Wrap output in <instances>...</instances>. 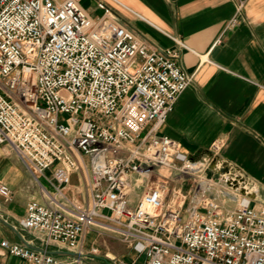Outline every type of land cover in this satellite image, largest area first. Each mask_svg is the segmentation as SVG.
<instances>
[{
  "label": "built area",
  "instance_id": "2783aa9c",
  "mask_svg": "<svg viewBox=\"0 0 264 264\" xmlns=\"http://www.w3.org/2000/svg\"><path fill=\"white\" fill-rule=\"evenodd\" d=\"M246 1L237 0L238 13ZM97 6L103 12L94 17L81 0H0V144L14 149L42 193L28 202L23 226L46 247L61 241L85 256L100 252L83 240L93 229L144 252L143 264H264V202L241 193L238 174L158 133L193 82L179 52L152 46L107 2ZM75 172L87 182L84 201L69 194ZM11 193L0 179V195ZM2 241L35 264H62Z\"/></svg>",
  "mask_w": 264,
  "mask_h": 264
},
{
  "label": "crops",
  "instance_id": "0c3cea01",
  "mask_svg": "<svg viewBox=\"0 0 264 264\" xmlns=\"http://www.w3.org/2000/svg\"><path fill=\"white\" fill-rule=\"evenodd\" d=\"M89 1L84 7L91 16L101 15L100 0ZM103 1L152 46L177 50L179 63L193 75L158 133L177 139L182 152L193 158L209 157L215 168L222 164L219 172L238 174L243 178L236 185L241 193L264 202V0H247L240 13L237 0ZM236 15L237 23L228 26ZM220 139L224 144L215 153L212 146ZM215 168L209 167L207 174H218ZM0 179L12 191L10 198L0 195V214L28 242L57 251L54 255L62 264L74 258L62 252L71 250L68 244L54 241L46 247L41 233L23 226L28 202L42 193L14 149L4 144H0ZM86 183L75 172L69 194L86 200ZM222 203L237 205L225 198ZM4 239L21 242L0 222V264H35L4 249ZM83 240L87 248H100L98 254L88 255L94 264H118V259L143 264L146 258L144 252L113 235L87 230Z\"/></svg>",
  "mask_w": 264,
  "mask_h": 264
},
{
  "label": "water",
  "instance_id": "95a60500",
  "mask_svg": "<svg viewBox=\"0 0 264 264\" xmlns=\"http://www.w3.org/2000/svg\"><path fill=\"white\" fill-rule=\"evenodd\" d=\"M216 175H218V174H216ZM243 192H245V190H243ZM0 222L1 223H3L4 225H6V226H8L15 234H16V236L20 239V241L23 243V244H25V245H27V246H29V247H31V248H34V249H41L43 252H47V253H50V254H55V253H57V251H55V250H49V249H46V248H40V247H38V246H36V245H34V244H32V243H30V242H28L25 238H24V236H23V234L21 233V231L14 225V224H12L11 222H9L6 218H4L1 214H0ZM62 252H64L65 254H67V255H71V256H74V257H76V258H80V259H82V260H84V261H86L87 263H89V264H94L93 262H92V260H89V258H88V256H85V255H83L82 253H79V252H76V251H72V250H63ZM105 264H114L113 262L111 263V262H109V263H105Z\"/></svg>",
  "mask_w": 264,
  "mask_h": 264
},
{
  "label": "rangeland",
  "instance_id": "374dc122",
  "mask_svg": "<svg viewBox=\"0 0 264 264\" xmlns=\"http://www.w3.org/2000/svg\"><path fill=\"white\" fill-rule=\"evenodd\" d=\"M89 0H82V5L83 6H87L89 4ZM55 167L53 166V168H50L47 170L48 173H51L53 171ZM167 174H168V171L167 170H164ZM186 189V188H185ZM141 195L140 192H132L131 193V197L136 200L137 198H139V196ZM76 197V196H75ZM79 199V197H76ZM82 198V197H81ZM80 198V199H81ZM95 232L96 234H98L99 232H97L96 230H93L91 229L90 232ZM99 235H105V236H112V232L110 230H104L101 234L99 233Z\"/></svg>",
  "mask_w": 264,
  "mask_h": 264
}]
</instances>
